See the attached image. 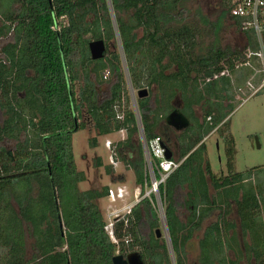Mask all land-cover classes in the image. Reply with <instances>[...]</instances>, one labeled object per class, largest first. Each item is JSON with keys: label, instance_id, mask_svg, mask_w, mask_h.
I'll list each match as a JSON object with an SVG mask.
<instances>
[{"label": "trees", "instance_id": "obj_1", "mask_svg": "<svg viewBox=\"0 0 264 264\" xmlns=\"http://www.w3.org/2000/svg\"><path fill=\"white\" fill-rule=\"evenodd\" d=\"M183 1L0 0L4 42L0 48V264H112L113 256H125L135 246L156 260L150 264H169L164 244L159 246L152 235L150 240L142 239L144 224L150 231L158 227L148 203L133 208L126 226L114 225L116 245L104 230L99 207L108 187H79L86 177L77 170L72 139L89 124L95 133L89 139L91 148L98 146L100 137L125 132V139L112 148L132 170L135 183L143 180V156L124 92L120 55L109 49L104 58L92 61L88 44L94 40L114 43L115 49L119 38L132 89L154 87L161 116L173 110L178 98L192 122L179 140L181 164L160 187L175 264H182L184 245L213 210L220 212L219 218L228 212V198L238 206L245 227L254 229L258 202L253 181L262 168L235 171L236 152L228 127L233 106L224 103L233 100L228 93L230 77L248 68L247 53L255 47L230 15L229 0H220L224 16L245 36L246 47L237 50L212 43L197 55L198 29L180 24ZM136 105L150 140L158 135L157 112L148 98H136ZM198 107L204 109L201 123L193 113ZM121 110L124 117L118 120ZM212 131L224 145L226 175L211 172L204 144L195 149ZM102 166V159L95 158L94 167ZM105 170L113 174L111 166ZM240 192L242 200H238ZM184 193L186 206L192 207L187 224L177 217ZM217 227L215 223L207 228L199 243L203 250L220 245V235L214 234ZM250 233L252 242L264 241L261 233ZM159 250L164 262L156 256ZM255 259L264 264V253L256 252Z\"/></svg>", "mask_w": 264, "mask_h": 264}, {"label": "rangeland", "instance_id": "obj_2", "mask_svg": "<svg viewBox=\"0 0 264 264\" xmlns=\"http://www.w3.org/2000/svg\"><path fill=\"white\" fill-rule=\"evenodd\" d=\"M179 8L183 19L180 24H188L197 28L199 31L197 47L195 49L197 55H203L209 44L212 43L220 45L222 48L229 47L230 49L237 50H243L246 47L244 35L233 27L228 16H224L225 13L222 10L220 0H185L181 2ZM111 16L114 20V16ZM172 25L177 24L172 23ZM114 29H116V27H114ZM141 33V30L137 32L138 38L141 37ZM115 42V49H113V47L110 49L120 55V69L123 73L125 86L124 92L129 97L130 90L132 89L130 77L127 72L119 38H117ZM108 44L113 45L114 43ZM253 60L254 59H251L252 62L250 61V64L252 63L251 67L258 69L259 64L256 60H254L255 62ZM254 78L255 76H252L250 86L246 85L245 89L238 90L237 87H234L233 95L235 98L232 100L233 111L228 117V127L229 133L233 138L236 152V171L244 172L252 168L261 167L262 169L256 174L253 183L255 182L259 188L264 191V93L261 92L257 95L254 93L251 86H253L254 89L258 88L253 85L255 82ZM134 92L135 94H133L136 97L137 91ZM196 112L199 117L201 115L203 116V107L196 108ZM210 134L211 136L206 142L207 158L213 173L219 174L220 171L225 172L224 145L216 132L213 133L212 131ZM94 136L95 133L90 124L87 125L84 130L78 131L73 135L72 147L76 167L77 170L83 172L86 177V181L79 185L80 189L87 190L90 188H102L104 186L111 188L115 183L120 182L126 186L129 195L125 196V198L129 201L132 198L133 189L135 187L132 170L121 162L118 167L112 168V175L107 174L105 170L106 166H110L109 150L105 146V141L110 140L112 144H115L118 141L124 140L126 135L115 133L110 136L100 137L98 138V146L91 148L89 139ZM97 157L102 159L103 166L101 168L94 167V160ZM261 200L263 203L261 210L262 218L264 219V193L261 196ZM108 205L109 202L106 199L99 201V207L106 223L107 219L105 213ZM158 229L162 233V239L168 242L167 232L166 230L164 231L159 222ZM147 233H149V230L146 224H144L142 226V235L146 236ZM31 243V238L27 239L28 257L30 255ZM169 249L171 251L168 243V250ZM187 249L189 258L192 260L197 253L196 241L191 240ZM169 253L170 259L173 262L172 252Z\"/></svg>", "mask_w": 264, "mask_h": 264}, {"label": "built area", "instance_id": "obj_3", "mask_svg": "<svg viewBox=\"0 0 264 264\" xmlns=\"http://www.w3.org/2000/svg\"><path fill=\"white\" fill-rule=\"evenodd\" d=\"M229 2L230 15L238 20L240 31L251 37L255 47L254 50L248 51L247 58L257 61L259 68L255 69V72L262 75L261 85L257 89L251 86L256 93L264 88V0H229ZM245 65L251 67L250 61L248 60ZM248 85L250 86V84ZM133 93L135 94L131 89L129 99L137 127L136 137L143 156V180L141 184L135 183L132 198L129 201L125 198L129 194L123 183L118 182L108 188L105 199L109 205L106 207L107 223L105 222L104 230L111 242L116 245L118 242L114 236V225L122 222L126 226L133 208L143 202L148 203L168 235L165 218L166 207L160 194V187L181 164V161L173 156L169 160L165 158L166 148L162 146L160 136L157 135L150 140L146 138L136 105L137 97ZM123 117V111H118L116 118L122 120ZM118 133L125 134L123 130ZM112 145L110 140L105 141V146L109 150L110 166L116 168L120 164V160ZM124 242L127 243V238L124 239Z\"/></svg>", "mask_w": 264, "mask_h": 264}, {"label": "flooded vegetation", "instance_id": "obj_4", "mask_svg": "<svg viewBox=\"0 0 264 264\" xmlns=\"http://www.w3.org/2000/svg\"><path fill=\"white\" fill-rule=\"evenodd\" d=\"M4 40V39H3ZM0 39V48H1V44L3 45L4 42H2ZM105 55L104 57L107 55V51L112 48V44H108L105 43ZM1 54H0V58H1ZM103 57V58H104ZM108 72L104 73V79H106L108 77ZM146 90V89H144ZM147 91V96L145 98H148L150 100V105H151V109L155 111V113L157 112L159 121L157 123V128L156 131L158 133V136H160L161 138V144L163 147H165L166 149H168L171 152V155L173 157H176L178 154V150H179V140L182 136V134L192 126V122L189 118H187L191 125L190 127L184 129L183 131L180 132H176L175 130H173L172 128L168 127L165 123L166 117L175 109H178L182 112L183 110V105L182 102L177 98L174 102H173V110L171 112H168L167 114H165L164 116H161L160 112L157 109V106L159 107L160 105L158 104V96L156 95L155 92V88L152 87L150 90H146ZM137 95V92H136ZM194 116L198 119V121H200V123L202 122L203 116L201 115L200 117L198 116L196 109L194 110ZM183 114V112H182ZM185 115V114H183ZM217 134V133H216ZM211 134L209 133L203 140L201 143H199L197 145V147L195 149H197L201 144H204L206 147V142L207 140L210 138ZM218 136V134H217ZM172 149V150H171ZM194 149V150H195ZM207 149V147H206ZM206 156H207V151H206ZM207 159V158H206ZM208 161V160H207ZM226 172V169H225ZM225 172L220 171L219 174H214V175H226L224 174ZM253 190L255 192V201L258 202V208H256L254 210V216L252 220H256L257 224H254V229L250 230L249 227L246 228L245 225L243 224V221L241 220V218L239 217V208L236 205V203L234 202V200L228 198L227 202L229 203V207L228 209H226L228 212L222 216V218H219L220 216V212H218L217 210H213L209 216L207 218H205L203 220V222L201 223V225L199 226V228H195L192 232V237L191 239L184 245L183 249H182V253L180 255L181 257V262L182 264H257V261L255 259V253H264V241L261 242L260 245L256 244L255 242L251 241L250 235H251V231H256L261 233L264 236V219L262 218V200H261V196L264 193L263 189H260L259 186L257 187L256 184L254 183L253 185ZM241 192L238 196V200H242V196H241ZM188 201V198L185 196V193L182 195V197L179 198V202L178 204L180 205V207H178V211H177V217L179 219V221L183 224H187L188 218L191 215V206H186V202ZM218 212L219 214H215V212ZM215 215V219L213 221H211L210 223H208V225L203 229V223L205 220L210 219L212 216ZM217 224V230H215L214 234L215 235H220V245L218 243L215 244L214 247H209L206 248L205 250H203L200 247V241L203 239L205 232L207 230V228L213 224ZM149 230V229H148ZM158 230L159 232V236L156 233V231ZM168 231V229H167ZM141 234H142V227H141ZM181 234H185V231H181ZM150 235H152L154 237V240L157 241L158 245H165L166 250H167V256L169 258V264H175V258H174V254H173V249H172V245L170 242V237L168 234V242L162 239V233L161 231L158 229V227H156L155 229H153L152 231L149 230V233H147L146 236L142 235V239L144 240H148ZM150 240V239H149ZM191 240H195L198 242H196V247H197V253L195 254V257L192 258V260L189 258V253H188V244L191 242ZM168 243L169 246L171 248L168 250ZM180 249V248H179ZM206 252V254H204V252ZM169 252H172L173 255V262L170 259L169 256ZM130 253H138L140 255V258L143 262V264H150L151 262H155L156 260H152L149 257L145 256L144 251L142 250V248H140L139 246H135L134 250ZM159 255L156 256H160V258L163 260L165 259V255L164 252H162V250H159L156 252ZM155 253V254H156ZM162 264H166L165 262Z\"/></svg>", "mask_w": 264, "mask_h": 264}, {"label": "water", "instance_id": "obj_5", "mask_svg": "<svg viewBox=\"0 0 264 264\" xmlns=\"http://www.w3.org/2000/svg\"><path fill=\"white\" fill-rule=\"evenodd\" d=\"M88 51L92 61L100 60L105 55V44L103 40H94L88 44ZM147 96L146 90L137 91L136 97L138 99L145 98ZM168 127L172 128L176 132L183 131L190 127L191 123L185 115L178 109L173 110L165 120ZM172 155L168 149H165V158L171 159ZM156 233L159 236L158 230ZM112 264H143L140 255L138 253H128L127 255H115L111 259Z\"/></svg>", "mask_w": 264, "mask_h": 264}, {"label": "crops", "instance_id": "obj_6", "mask_svg": "<svg viewBox=\"0 0 264 264\" xmlns=\"http://www.w3.org/2000/svg\"><path fill=\"white\" fill-rule=\"evenodd\" d=\"M244 39H245V42H246V38H245V36H244ZM254 61V60H253ZM252 62V61H251ZM255 62V61H254ZM252 64V63H251ZM248 68H250L251 69V67H248ZM247 67H242L241 68V70H238V71H236L235 73H233V75L230 77L231 78V87L229 88V91H228V93H229V95H231V97H232V99L233 98H235L234 97V95H233V89H234V87H237V89L238 90H241V89H245V86L246 85H248V84H250V82H251V79H252V76H255V78H254V86H256V87H259L260 85H261V80H262V78H261V75H259V74H257L256 72H255V69L254 68H252V71H254V72H252L250 69H248ZM252 73V74H251ZM250 78V79H249ZM240 80V81H239ZM261 92H263L264 93V88H261L258 92H256V95L257 94H259V93H261ZM227 103V104H226ZM229 103H231L232 104V100H230L229 102H225L224 103V106L226 107ZM230 116V115H229ZM213 133H214V131H213ZM206 151H207V149H206ZM235 156H236V154H235ZM175 158H177V156L175 157ZM206 158H207V156H206ZM207 160H208V158H207ZM208 163H209V161H208ZM209 166H210V164H209ZM224 167H225V164H224ZM234 168H235V165H234ZM261 168V167H260ZM210 169H211V167H210ZM235 171H236V169H235ZM211 172L213 173V171L211 170ZM236 172H238V171H236ZM213 174H215V173H213ZM224 174H226V172L224 173ZM219 212V211H218ZM217 211L215 212V214L217 215V214H219ZM216 217H215V215L214 216H212L210 219H208V220H205L204 221V223H203V229L208 225V223H210L211 221H213L214 219H215ZM196 242H198V240L196 241Z\"/></svg>", "mask_w": 264, "mask_h": 264}]
</instances>
